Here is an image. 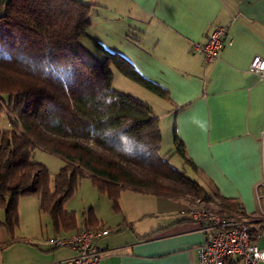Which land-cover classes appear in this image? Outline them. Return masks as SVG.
Returning a JSON list of instances; mask_svg holds the SVG:
<instances>
[{"label": "crops", "instance_id": "obj_1", "mask_svg": "<svg viewBox=\"0 0 264 264\" xmlns=\"http://www.w3.org/2000/svg\"><path fill=\"white\" fill-rule=\"evenodd\" d=\"M79 1L90 5L87 47L100 55L95 40L119 52L144 78L166 90L164 96L151 91V105L144 101L158 116L161 134L164 123L170 143L175 134L182 140L195 167L178 156L191 179L209 193L237 201L250 221L264 222V75L249 70L254 56L264 58V0ZM215 26L225 27L227 37L218 57L205 61L193 45L204 43ZM127 190L120 193L119 210L100 193L104 210L93 211L97 222L89 228L109 229L95 240L100 264H199L205 235L187 211L192 206L212 210L215 202L132 190L130 195ZM36 199H24V208L38 206L45 214ZM0 212V264H51L68 258L73 249L46 240L85 227L81 219L78 229L56 232L38 216L26 232L19 225L10 234ZM261 233L257 242L264 249V229Z\"/></svg>", "mask_w": 264, "mask_h": 264}, {"label": "trees", "instance_id": "obj_2", "mask_svg": "<svg viewBox=\"0 0 264 264\" xmlns=\"http://www.w3.org/2000/svg\"><path fill=\"white\" fill-rule=\"evenodd\" d=\"M89 12L90 5L79 0H0V94L7 98L0 100L20 125V130H0L2 226L12 234L18 200L34 195L56 232L78 229L75 213L64 204L83 177L114 210L121 191L130 189L217 200L229 216L249 218L237 201L207 192L159 154L158 116L144 100L112 87L111 68L159 96L166 90L119 52L94 40L104 52L99 58L85 46ZM3 109L0 102V115ZM173 141L174 152L194 166L176 134ZM36 146L65 160L52 186L47 168L32 159ZM82 222L84 228L97 222L92 208Z\"/></svg>", "mask_w": 264, "mask_h": 264}, {"label": "built area", "instance_id": "obj_3", "mask_svg": "<svg viewBox=\"0 0 264 264\" xmlns=\"http://www.w3.org/2000/svg\"><path fill=\"white\" fill-rule=\"evenodd\" d=\"M226 37L227 29L215 26L206 41L195 42L193 49L201 53L205 61H211L218 57ZM249 70L264 75V58L254 56ZM187 215L205 235L204 242L198 248L199 264H260L264 261V249L253 239L261 237L264 222L236 219L203 207H192ZM108 232L107 228H83L67 236L48 238L47 243L53 247H69L75 252L51 264H100L101 250L95 240Z\"/></svg>", "mask_w": 264, "mask_h": 264}, {"label": "rangeland", "instance_id": "obj_4", "mask_svg": "<svg viewBox=\"0 0 264 264\" xmlns=\"http://www.w3.org/2000/svg\"><path fill=\"white\" fill-rule=\"evenodd\" d=\"M83 43L86 46L91 45L89 41L87 40V38L83 39ZM92 46H93L94 51L95 50L98 51L94 45ZM98 49L100 48L98 47ZM91 51L93 52V50ZM96 56L99 58H103L104 52H101L100 55H96ZM111 71L113 75L111 85L114 89L121 91V92L132 94L142 100L147 101L150 105L151 103H154V101H152V97H155V96H153L154 94L150 90H148L147 88H145L138 82H135L125 77L114 67L111 68ZM0 95L1 97H4L5 100L7 99L6 95L4 94H0ZM0 102L4 106V109L2 110L1 115H0V130L4 131V130H9L11 128L20 130V125L16 117L14 118L9 113L8 108H6L5 103L2 100H0ZM159 128H160V124H159ZM161 130H162V134H161L162 140H161V146L159 148V154L168 160V163L170 166L177 169L178 171L183 172L185 176L191 178V171L189 170L188 165L187 166L184 165L182 161L180 160L178 154L173 153L174 144L169 142V136L167 138V134L169 135L168 133L169 129H167V126H165L164 123L161 125ZM32 159L33 161L43 164L47 168L49 177H50V183L52 186L54 176L59 172L60 168L65 164L64 158L43 148L42 146H36L34 153L32 155ZM127 191L129 192H126V193H129L130 195H134L132 194L130 190H127ZM101 197H102L101 194L95 188L92 180L90 178L83 177L80 179L79 184L77 185L73 194L66 200L64 204V208L66 209V211H73L76 215L78 223L80 224L81 219H82V214L86 212L89 208H93V211L96 210V212H99V213L101 212L100 214H102V210H104V206H103V201L101 200L102 199ZM179 197H182V196H179ZM36 198H37L36 196L30 195V196H23V198H20L18 200V205H17L18 224L14 230H17V227L20 225L23 230L22 232H26L25 229H27L28 225L31 224L30 220H33V219L35 220L38 218V216L41 217L43 221H46L48 223V220H49L48 216L46 214H40L38 211V206L37 207L35 206L33 208L31 205H28L26 206V208H24V201H25L24 199H27L30 201L35 199L37 201ZM178 199H181V198H178ZM21 204H23L22 207H21ZM213 205H214L213 206L214 209L217 211H219V209L222 208V205L217 200ZM223 210L224 212L227 211L226 209H223ZM110 211H111V214H113V211L112 210ZM2 213H3V210H2ZM235 214L239 215L238 213H235ZM0 215H1V212H0ZM106 216H107V212H106Z\"/></svg>", "mask_w": 264, "mask_h": 264}]
</instances>
